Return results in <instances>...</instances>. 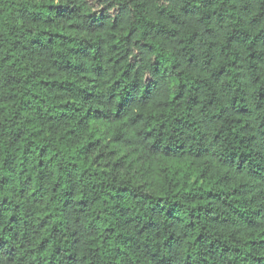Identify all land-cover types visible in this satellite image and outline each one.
<instances>
[{"label": "trees", "instance_id": "16d2710c", "mask_svg": "<svg viewBox=\"0 0 264 264\" xmlns=\"http://www.w3.org/2000/svg\"><path fill=\"white\" fill-rule=\"evenodd\" d=\"M0 264H264V0H0Z\"/></svg>", "mask_w": 264, "mask_h": 264}]
</instances>
